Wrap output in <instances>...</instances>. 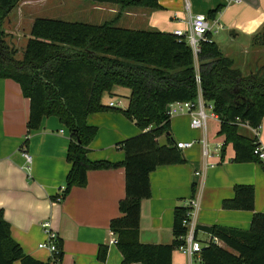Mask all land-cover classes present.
<instances>
[{
	"label": "trees",
	"instance_id": "trees-1",
	"mask_svg": "<svg viewBox=\"0 0 264 264\" xmlns=\"http://www.w3.org/2000/svg\"><path fill=\"white\" fill-rule=\"evenodd\" d=\"M22 0H0V79L18 83L30 101L29 130H38L46 117H56L69 133L67 160L71 164L62 192V202L74 188L88 184L90 171L122 167L125 197L119 203L120 216L110 223L123 255L122 264H173V252L183 244L187 208L174 213L171 245L140 241L141 202L151 197L150 175L158 167L185 163L172 139L160 145L159 138L170 132L166 108L174 102L195 101L202 93L206 105L220 121L219 135L225 147L232 144L235 161L260 162L254 155L257 139L240 132L237 120L258 128L264 119V66L245 75L212 41L202 43L197 62L186 41L156 30H131L117 26V20L94 25L82 22L35 19L23 58L18 60L4 40L2 30L9 15ZM133 8L159 10L158 0H86ZM264 47V28L255 37ZM199 76L200 82H197ZM130 90L126 109L103 103L115 88ZM122 113L141 133L118 144L125 152L122 164L92 162L90 145L98 128L87 123L89 115ZM261 163V162H260ZM57 195L53 200L57 201ZM223 209L254 211L255 190L237 185L234 197L223 201ZM206 231L223 246L203 244L201 264H264V214H255L248 231L215 225ZM59 261L62 252L60 241ZM107 249L99 252L105 261ZM50 264L27 255L11 237V226L0 211V264Z\"/></svg>",
	"mask_w": 264,
	"mask_h": 264
},
{
	"label": "crops",
	"instance_id": "crops-1",
	"mask_svg": "<svg viewBox=\"0 0 264 264\" xmlns=\"http://www.w3.org/2000/svg\"><path fill=\"white\" fill-rule=\"evenodd\" d=\"M40 1L22 0L7 22L13 21L16 27L28 24L32 28L36 12L45 7ZM44 1L46 6L53 3L64 8L68 0ZM241 1L239 4H227L225 0H190L189 11L186 0H158L159 10L133 8L127 11L116 5L87 1L82 3L85 9H78V12L92 16L99 11L103 13L98 14L103 23L117 20L118 25L124 21L127 26H140L137 27L141 28L139 30L171 34L178 30L188 31L191 16L206 15L212 26L209 33L212 41L248 75L264 66V47L255 43V37L264 28V0ZM87 23L95 25L93 21ZM119 89H115L113 95L126 93L127 103L122 107L126 109L130 93ZM103 103L109 105L108 102ZM29 116L30 101L24 97L20 85L10 79H0V211L11 226L12 239L27 255L52 264L53 255L40 248L47 240L42 224L49 222L59 236L60 264H122V253L116 244L110 243V223L120 216L119 203L125 197L124 168L90 171L86 187L72 189L62 202L54 201L65 188L71 168L67 160L69 133L56 117L44 118L38 130L30 131ZM87 123L98 128V134L89 147L88 158L92 162L105 160L122 164L125 152L118 144L141 133L122 113L92 114L88 116ZM239 128L244 136L255 138L250 129ZM247 130L249 135L242 132ZM219 131L220 122L211 120L206 135L211 144L225 142ZM204 137L202 131L191 128L190 116L179 115L171 119L169 134L158 141L160 145H166L168 138L176 143L199 142ZM259 143L264 149V119ZM24 152L32 158L30 164L26 162ZM182 155L185 163L158 167L150 175L151 197L141 202L140 241L143 244L171 245L175 239V209L184 207L193 198L200 203L196 236L202 244L210 240L207 228L218 225L248 231L254 215L264 214L262 163L236 162L234 147L229 144L220 164L207 173L201 185V180L195 176V171L202 165L201 144L182 152ZM237 185L254 188V211L223 209V201L234 197ZM220 246H223L222 242ZM101 248L107 249L104 262L99 260ZM199 258L201 255L191 261L178 249L172 257L173 264H201Z\"/></svg>",
	"mask_w": 264,
	"mask_h": 264
},
{
	"label": "built area",
	"instance_id": "built-area-1",
	"mask_svg": "<svg viewBox=\"0 0 264 264\" xmlns=\"http://www.w3.org/2000/svg\"><path fill=\"white\" fill-rule=\"evenodd\" d=\"M225 1L227 2V4H239L242 2L241 0ZM190 5V0H186V9L188 11L190 10ZM211 30L212 26L208 17L206 15L197 14L191 16V24L188 31L185 32L178 30L175 32V35L183 38L186 41V43L192 50L195 61L197 62L198 56L201 53L202 43L209 41L207 35L211 32ZM197 82H200L199 76L197 77ZM109 106L113 108H122L123 103L121 101H118L117 103L110 102ZM208 110L211 111L210 114H208ZM166 115L170 118L179 115H188L191 118V128L194 130H200L203 132V134H205V137L199 142L196 140H192L175 143L176 148L181 152L192 149L198 143L201 144L202 165L198 170L195 171V176L201 180L200 182L202 185L204 183V180L206 179L207 173L220 164L222 160L223 149L225 147V142L219 141L211 144L206 137L209 122L211 120L219 121L218 117L213 112V106L206 105L202 93L200 92L195 101L174 102L169 104L166 108ZM237 123L238 126L246 127L254 133L255 138L258 141V145L254 150V155L264 165V149L259 143L260 127L252 128L249 123L241 122L239 119L237 120ZM24 157L26 162L30 164L32 161L30 155L24 152ZM63 191L64 189L61 190L56 202L61 201L60 195ZM184 207L187 208V212L186 219L184 220L183 224L187 232L185 237L182 239L183 244L178 247V250L192 261L195 257L201 255L203 248V244L197 239L196 236V218L200 210V203L197 199L193 198L189 202H187ZM42 228L44 230V233L46 234L47 240L40 245V248L48 250L53 255V262L59 261L60 250L58 247V234L52 230L49 222H44L42 224ZM209 241L214 244L221 245V242L217 238H213L210 236ZM110 243L117 244V237L113 232ZM198 260H201V258H199Z\"/></svg>",
	"mask_w": 264,
	"mask_h": 264
},
{
	"label": "rangeland",
	"instance_id": "rangeland-1",
	"mask_svg": "<svg viewBox=\"0 0 264 264\" xmlns=\"http://www.w3.org/2000/svg\"><path fill=\"white\" fill-rule=\"evenodd\" d=\"M64 1V0H63ZM42 4H45V7L39 11L36 12V17L37 18H46V19H55V20H62L66 22H82V23H87L90 21H93L95 25H101L103 24V21L100 20V17H98V14H103L102 12L97 11L94 13V15H89L86 14L85 12H78V9L83 10L85 9L82 5V3H85L87 1L83 0H68L66 2V5L64 4V8L60 6H55L53 3H48L46 6V3L44 0L40 1ZM88 4V3H86ZM96 16V17H95ZM95 17V20H92ZM108 20V18H107ZM118 27H130L132 30H139L141 28H137L140 26H127L125 22H119L117 25ZM30 29L31 27L28 26V24H23L21 27H16L14 25L13 21H6L2 27V30L5 33L4 40L10 47L12 51H15L16 58L18 60H21L23 58V54L26 48V44L28 41V38L30 37ZM249 71V70H248ZM242 72L247 75L248 72H246L245 69H242ZM117 89V88H115ZM119 90H122L124 92L130 93V90L121 88ZM124 94H120L119 92H116V95H112L110 97L109 93L105 94L103 97V102L109 104V102H114L117 103L118 101H123V105L125 106L127 103V96H124ZM118 109H123V108H118ZM211 111L208 110V114H210ZM213 126V123H211ZM215 126V125H214ZM213 126V127H214ZM246 135H249V130L247 131H242ZM183 133H186L184 131ZM202 238H205L203 234L200 235Z\"/></svg>",
	"mask_w": 264,
	"mask_h": 264
}]
</instances>
